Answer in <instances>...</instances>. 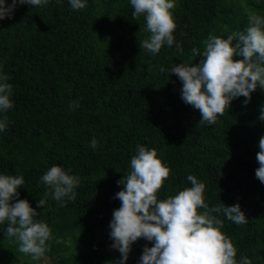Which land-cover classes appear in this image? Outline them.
Listing matches in <instances>:
<instances>
[{
  "label": "trees",
  "instance_id": "trees-1",
  "mask_svg": "<svg viewBox=\"0 0 264 264\" xmlns=\"http://www.w3.org/2000/svg\"><path fill=\"white\" fill-rule=\"evenodd\" d=\"M175 4L173 35L182 55L175 43L155 55L139 47L150 33L143 31V16L132 18L130 0H87L77 11L69 0H49L44 7L17 6L12 19L0 21V72L10 77L14 105L0 113L8 120L0 132V174L23 176L20 198L33 208L47 190L40 177L52 165L80 178L74 201L61 207L49 196L37 209L62 241L49 242L45 257L50 264L111 261L108 225L120 207L113 197L137 145L154 148L171 169L160 199L190 187L187 176L194 175L205 183L210 206L239 203L247 223L236 225L220 215L221 231L237 248V264L242 256L264 264V185L255 178L264 90L251 93L247 106L244 97L234 100L215 124L201 125L199 111L180 98L178 78L160 72L182 62L198 63L193 47L202 51L210 33L226 39L243 31L250 11L264 16V0ZM72 101L79 107L70 110ZM6 227L0 225V264H18L17 257L26 259L21 264H33L6 236ZM145 243L137 241L130 254L140 257Z\"/></svg>",
  "mask_w": 264,
  "mask_h": 264
},
{
  "label": "clouds",
  "instance_id": "clouds-1",
  "mask_svg": "<svg viewBox=\"0 0 264 264\" xmlns=\"http://www.w3.org/2000/svg\"><path fill=\"white\" fill-rule=\"evenodd\" d=\"M49 0H0V21L12 19L17 6L44 7ZM71 10H83L87 0H69ZM134 9L132 18L145 19L143 31L150 33L139 47L155 55L162 46L172 47L176 24L172 11L175 0H130ZM249 26L243 31H233L227 38L208 35L203 50L193 47L192 58L200 57L196 64L179 63L161 73L175 75L182 88L180 98L201 116L198 124L213 125L218 116L229 111L234 100L244 97L243 106L251 101V93L264 90V16L255 11L248 13ZM176 51L183 54V47L175 43ZM239 57V59H236ZM10 77L0 72V113L13 108V85ZM175 84V81H172ZM79 107L78 101L70 102V110ZM259 121L264 122V105L259 109ZM7 116L0 119V132L6 130ZM93 150L97 141L90 142ZM255 178L264 185V135L259 138ZM71 169L52 165L41 177L46 187L44 197L33 208L27 199H21L19 189L23 176L0 174V225L6 224L5 234L18 245V252L32 261H41L50 251L49 242L56 239L52 229L40 212L49 196L61 207L76 199L80 178L70 174ZM171 169L157 158V151L143 145L136 146L130 159V170L120 180L122 186L113 199L120 201L108 225L110 247L119 252L115 262L126 264L132 246L139 240L146 241L138 264H237V248L221 229L227 220L236 225L247 223L239 203L226 206L222 202L210 206L205 200V183L188 175L191 186L164 199L159 192ZM57 243L62 241L56 239ZM149 244L151 245L149 247ZM239 264H252L242 256Z\"/></svg>",
  "mask_w": 264,
  "mask_h": 264
},
{
  "label": "rangeland",
  "instance_id": "rangeland-1",
  "mask_svg": "<svg viewBox=\"0 0 264 264\" xmlns=\"http://www.w3.org/2000/svg\"><path fill=\"white\" fill-rule=\"evenodd\" d=\"M111 253V262H115L116 260H118L117 256L115 255L114 250H110ZM26 259H23L21 257H17L16 258V262L18 264H21L25 261ZM30 263L33 264H50V260L48 258H44L41 261H32L31 259L28 260ZM139 262V257L133 255V254H129V259L127 260L126 264H138Z\"/></svg>",
  "mask_w": 264,
  "mask_h": 264
}]
</instances>
